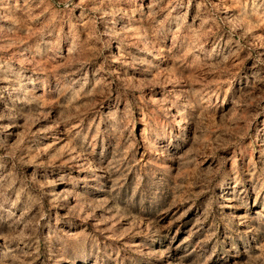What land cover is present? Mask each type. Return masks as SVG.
I'll return each instance as SVG.
<instances>
[{
  "label": "rangeland",
  "instance_id": "1",
  "mask_svg": "<svg viewBox=\"0 0 264 264\" xmlns=\"http://www.w3.org/2000/svg\"><path fill=\"white\" fill-rule=\"evenodd\" d=\"M0 264H264V0H0Z\"/></svg>",
  "mask_w": 264,
  "mask_h": 264
}]
</instances>
